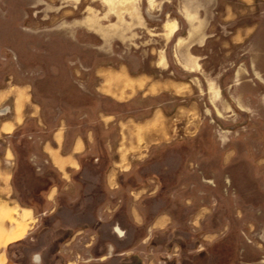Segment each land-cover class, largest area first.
<instances>
[{
    "label": "rangeland",
    "instance_id": "1",
    "mask_svg": "<svg viewBox=\"0 0 264 264\" xmlns=\"http://www.w3.org/2000/svg\"><path fill=\"white\" fill-rule=\"evenodd\" d=\"M227 7L234 17H204ZM261 10L260 0H0V255L7 264H26L59 213L43 208L46 183L35 167L50 173L40 142L56 127H91L107 105L119 109L94 92L98 73L113 69H126L137 87L120 118L145 115L137 142L143 133L148 140L135 162L114 165L125 174L140 165L142 181L98 180V227L89 231L98 255L116 223L119 235L131 237L116 251H147L138 243L150 237L157 259L173 245L160 264H264ZM106 166L103 158L98 171Z\"/></svg>",
    "mask_w": 264,
    "mask_h": 264
},
{
    "label": "crops",
    "instance_id": "2",
    "mask_svg": "<svg viewBox=\"0 0 264 264\" xmlns=\"http://www.w3.org/2000/svg\"><path fill=\"white\" fill-rule=\"evenodd\" d=\"M240 1L250 3L256 0ZM260 1L264 2V0ZM197 17L200 18V15ZM204 17L232 18L234 15L231 8L227 7L225 10H212L209 15ZM256 17L264 19V10L259 11ZM98 75L102 77L99 84L94 87V92L97 96L105 97L109 103L114 105L113 107L117 106L119 109H111V105H107L106 109L98 112V121L91 127L76 126L74 129L56 127V129H52L49 139L40 142L39 148L44 155L43 162L50 173L48 175L46 169L41 170L35 167L38 178L41 182L46 183L45 189L41 192L44 197L43 208L50 214L53 207L56 206L59 208V213L56 217L50 216L47 227L52 234L48 239H44L42 245L36 244L34 250L27 254L26 264H136L134 258L138 259L137 264H160L175 252L173 245H167L169 251H165L164 256L156 259L154 254L157 247L150 245V237L140 239L138 243L144 248L148 245L147 251H135L129 246H126V249L122 251H116V242L127 245L131 241V237L123 231L122 235H119L120 232L117 230V233L115 230V226L118 225L114 223L109 229L111 241L107 243L106 251L102 255H98L99 247L98 244L95 245V236L89 234V231H92L95 226L98 227V206L94 203L98 195V180L99 178L109 180L119 177L122 179L135 178L142 181L144 171L140 165L135 171L128 174H125L124 171L116 172L114 165L135 162L134 160L142 154L148 140L143 133L140 135V137L143 136L141 142H137L139 136L137 132L144 127L145 115L133 122H126L120 118L121 114L130 112L128 111L130 94L137 92V87L134 86L135 79L132 75L126 69L108 70L100 72ZM156 82L155 80L154 83ZM155 87L154 85V89ZM156 131L159 129L156 128ZM130 134H134L132 139H129ZM122 136L126 138L125 143H118ZM101 140L102 145H100ZM104 140L105 143H103ZM103 158H105L107 168L106 171L99 172L98 166ZM32 163L35 164L34 157H32ZM115 173L121 174L116 176ZM64 174L68 180H63ZM181 175V179L193 178L187 173ZM142 188L147 187L138 189L142 190ZM147 192L151 193L152 191ZM128 193L132 195L136 191L129 189ZM106 194L113 196L114 191L107 188ZM82 211H85V217L82 216ZM153 227L151 225L149 230ZM56 231H58L57 236L53 234ZM56 239L57 247H54ZM28 241L35 243L36 239L30 238ZM170 242L167 240L166 243ZM3 257L0 255V264H7L6 258Z\"/></svg>",
    "mask_w": 264,
    "mask_h": 264
}]
</instances>
